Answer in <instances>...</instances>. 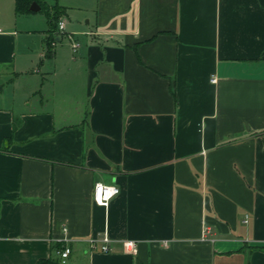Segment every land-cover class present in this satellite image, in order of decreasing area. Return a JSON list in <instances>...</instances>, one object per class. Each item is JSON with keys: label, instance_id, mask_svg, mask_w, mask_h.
I'll return each instance as SVG.
<instances>
[{"label": "crops", "instance_id": "crops-1", "mask_svg": "<svg viewBox=\"0 0 264 264\" xmlns=\"http://www.w3.org/2000/svg\"><path fill=\"white\" fill-rule=\"evenodd\" d=\"M56 3L0 31V264H264V0Z\"/></svg>", "mask_w": 264, "mask_h": 264}, {"label": "rangeland", "instance_id": "rangeland-1", "mask_svg": "<svg viewBox=\"0 0 264 264\" xmlns=\"http://www.w3.org/2000/svg\"><path fill=\"white\" fill-rule=\"evenodd\" d=\"M39 1L45 2L47 4L51 2V0H39ZM84 22L86 21H79V24L83 25ZM13 27H16L20 30L21 29L35 30L39 34L41 30H45L48 28V23H47L45 14L40 10L35 13L33 12V14H28V15L17 17L15 16V13H14V0H0V31L6 32L10 28H13ZM37 36L33 38L35 43L39 39L37 38ZM60 37L62 40L57 43L58 46L56 48L57 50L64 51V53H66L67 51L71 50V48H69V41L64 36H60ZM33 40L31 39V37H29L27 40H25V43L31 44L33 43ZM19 56L20 55H18V58ZM25 56L27 57V59H25L22 62L23 70L26 71V70H33V68L34 69L38 68L40 71H48V70L53 71L51 68H47L48 62L43 63V65H41V63L40 64L34 63L31 65L30 63L31 60H30L29 55H25Z\"/></svg>", "mask_w": 264, "mask_h": 264}, {"label": "trees", "instance_id": "trees-1", "mask_svg": "<svg viewBox=\"0 0 264 264\" xmlns=\"http://www.w3.org/2000/svg\"><path fill=\"white\" fill-rule=\"evenodd\" d=\"M33 1L37 2L40 5V11L45 14V17L47 19L48 29L46 31L47 35L44 39L43 57L50 59L54 53L53 44L57 35V22L59 20V17L63 13V9L56 3V0H52L55 3L51 6L39 0H14L15 13L25 14L31 12L29 10V6ZM15 127L16 124L14 125V128ZM35 264H58V261L51 258H46L39 259Z\"/></svg>", "mask_w": 264, "mask_h": 264}, {"label": "built area", "instance_id": "built-area-1", "mask_svg": "<svg viewBox=\"0 0 264 264\" xmlns=\"http://www.w3.org/2000/svg\"><path fill=\"white\" fill-rule=\"evenodd\" d=\"M57 30L59 32H63L64 30V21L59 20L57 22ZM70 39L72 38L71 36H68ZM72 45V50H76L79 46V43L76 41L71 42ZM212 81H215L214 78H212ZM119 189L116 185L114 184H105L102 182H97L94 185V190H93V200L102 206H107L109 200L115 196L118 193ZM108 239L107 237H104V242H106ZM122 246L126 252L130 253H135L137 250V244L134 240H125L122 242ZM101 250L106 252L109 250L108 246L103 244L101 246ZM70 254V247L64 246L61 250L58 251L59 259L61 263H64L67 259V257Z\"/></svg>", "mask_w": 264, "mask_h": 264}, {"label": "water", "instance_id": "water-1", "mask_svg": "<svg viewBox=\"0 0 264 264\" xmlns=\"http://www.w3.org/2000/svg\"><path fill=\"white\" fill-rule=\"evenodd\" d=\"M29 10H30L31 12L39 11V10H40V5H39L37 2L33 1V2L30 4V6H29Z\"/></svg>", "mask_w": 264, "mask_h": 264}]
</instances>
